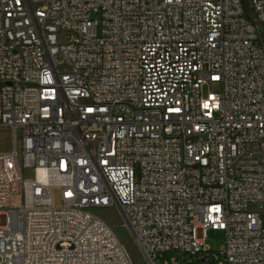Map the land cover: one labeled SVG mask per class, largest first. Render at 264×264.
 <instances>
[{"label": "built area", "instance_id": "built-area-1", "mask_svg": "<svg viewBox=\"0 0 264 264\" xmlns=\"http://www.w3.org/2000/svg\"><path fill=\"white\" fill-rule=\"evenodd\" d=\"M0 128V264H264V0H0Z\"/></svg>", "mask_w": 264, "mask_h": 264}, {"label": "rangeland", "instance_id": "rangeland-1", "mask_svg": "<svg viewBox=\"0 0 264 264\" xmlns=\"http://www.w3.org/2000/svg\"><path fill=\"white\" fill-rule=\"evenodd\" d=\"M220 86L218 84H209L205 87L204 93L207 92H220ZM14 147L13 143V133L7 128H0V152L11 151ZM18 149L20 147L18 146ZM34 176L31 170L26 171V178H32ZM249 209L256 211L258 206L255 204L249 205ZM96 215L103 218L107 223H109L116 234L119 236L122 243L126 246L130 252L134 264H147L143 255L140 252L139 247L137 246L135 239L130 232L128 226L125 224L124 218L121 215L118 207L116 208H104V209H95L93 210ZM225 243V233L221 230H208L206 232V245L208 250L217 252L220 251ZM181 257V254L176 252L169 253L165 256L167 259H178Z\"/></svg>", "mask_w": 264, "mask_h": 264}, {"label": "water", "instance_id": "water-1", "mask_svg": "<svg viewBox=\"0 0 264 264\" xmlns=\"http://www.w3.org/2000/svg\"><path fill=\"white\" fill-rule=\"evenodd\" d=\"M118 209H119V211H120V213H121V215L123 216V218H124V214H123V212H122V209L118 206ZM124 221H125V224L128 226V228H129V230H130V232L132 233V235H133V232H132V230H131V228L129 227V224H128V222L126 221V219L124 218Z\"/></svg>", "mask_w": 264, "mask_h": 264}]
</instances>
